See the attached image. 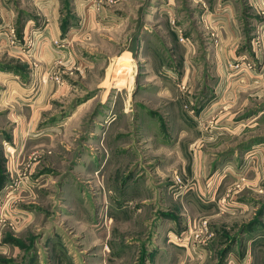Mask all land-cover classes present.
I'll return each instance as SVG.
<instances>
[{"label":"rangeland","instance_id":"obj_1","mask_svg":"<svg viewBox=\"0 0 264 264\" xmlns=\"http://www.w3.org/2000/svg\"><path fill=\"white\" fill-rule=\"evenodd\" d=\"M127 1L125 11H119L131 19H141L146 7L152 16L162 8L170 10L168 0ZM209 1L216 0H174L170 11L180 35L171 46L173 68L168 34L159 48L166 51L160 54L163 80L176 93L178 84L181 101H155L158 110L138 97L143 89L136 84L144 80L138 56L121 55L112 61L109 74L100 73V82L99 75L76 68L80 53L75 43L90 42L89 32L81 33L80 28L73 35L67 30L50 39L40 31L31 33L42 24L32 20L27 23L29 32L20 37L16 24L0 19V264H109L110 249L139 241L150 224L171 220L159 215L161 193L174 191V186L160 176L157 167L168 158L156 153L155 146L192 140L195 153L181 156L188 160L194 155L198 165V215L183 231H172L173 237L188 231V243L213 244L210 264H228L224 258L229 251L248 252L245 264H264V52L248 50L250 43L261 47L264 0H220L238 8L242 45L214 88L211 61L204 56L212 34L205 35L201 20ZM85 2L99 11L100 4L112 1ZM2 9L15 20H23L31 10L19 0H0ZM186 35L198 52L185 58L189 74L195 64L200 66V71H193L197 86L189 93L180 58ZM44 45L55 53L43 73L46 82L39 67ZM24 67L32 77L27 84ZM183 93L200 108L194 111L193 133L185 137L177 133L174 121L184 113ZM149 109L162 114L172 129L146 130L135 126L140 121L124 116L125 111L150 114ZM190 120L185 128L193 123ZM180 172L183 175L175 177L178 184L192 183L187 169ZM141 196L153 197L144 201Z\"/></svg>","mask_w":264,"mask_h":264},{"label":"crops","instance_id":"obj_2","mask_svg":"<svg viewBox=\"0 0 264 264\" xmlns=\"http://www.w3.org/2000/svg\"><path fill=\"white\" fill-rule=\"evenodd\" d=\"M110 1L113 3L110 2L109 4L104 2L103 4H100L99 11H95V9H93V5L95 6V4L87 6L85 0H19L21 4L26 5L27 3L28 8H31L27 15L24 14L23 20H15L14 16L8 13L5 9L0 11V19L3 20V24H16L17 27L15 30L19 32L20 37L21 33L22 35H25L29 32L27 23L32 20L33 22L36 21V23L38 20H41L42 24L39 28L30 30L31 33L35 34L37 31H40L39 34H43L50 39L61 37L67 32V30L69 32L72 31L74 35L75 32H80L79 30L81 28V33L89 32L91 41L75 43V47L80 53V56L76 55L78 64L76 68L80 72L87 68L91 72L90 76L92 74L94 76L99 75L100 77V73L102 75L105 74L106 76L109 74L112 61L114 62L115 59L119 58L121 55H128L129 58L132 56L137 58L138 56V65L144 66V80L141 84H136V88L143 89L138 96L140 102L143 101L148 107L152 109L157 108V110L158 107H156L155 101H168L169 105L175 103L179 105L181 100L179 98L180 88L178 84L176 87L178 92L176 93V91L174 92L172 87L166 84L163 80L161 68L164 65V59L160 58V54L162 53V55H164L163 53H166V51L161 52L159 48L161 42H164V35L168 34V36H170V47H168L169 50L167 53L170 58L169 62L173 68L175 65V53L173 51L174 48L171 46L172 43L178 41L180 35V29L174 22V14H171L172 8L174 7V0L173 2L168 0L170 2L169 8L171 11L167 7L162 8L158 13L155 12L154 16L151 14V16L149 15V10L145 5L146 13L141 19H138L137 17L131 19L129 14H121L122 12L119 10L121 7L123 10L125 9V5L128 2L127 0ZM221 3L220 0H216L215 2L209 1L207 10L203 12L201 19L205 20V28H202V30L205 31V35L212 34V37H209L208 46L204 47V56L207 57L206 60L209 62L211 61L208 70L210 73H213L216 78L214 84H212L213 88L218 84L219 79L226 75L228 62L237 55L239 47L242 45L241 35L236 22L238 8L234 6H226L225 3ZM30 4L32 6H30ZM164 19L166 22H164ZM4 20H6V22H4ZM44 23L46 26H43ZM262 27L263 34L262 42L260 44L261 47L259 49L253 43H250L248 49L250 54L255 53L257 50L258 52L262 50V52H264V25H262ZM189 37L190 36L188 35L184 37V51L182 56H180V58H184L182 62L184 76H188L189 79L186 82L187 93L190 92V89H195L198 83L193 80V71L194 73L200 71L199 64H195L196 66L191 74H189L191 70L187 67V61L185 58L198 53L195 51V44ZM37 40L38 39H36L35 42ZM53 51L54 50L44 45L43 52L40 56V61L42 62L39 67L40 70L42 69L43 71L41 80L44 78V82L48 81L46 80V75L43 73L44 70L48 68L47 66L50 63V60L55 56ZM22 58L25 59V56H22ZM22 58L20 59L21 61H23ZM43 59L45 60L43 61ZM203 68L204 66L201 68L202 72ZM26 71L27 69L24 67L22 75H24ZM40 74L41 73H39V76ZM29 75L27 76L25 74L27 79L26 84L29 83V80H32V77H30V79L28 78ZM99 81L103 82L104 79L100 77ZM187 93H183L187 96V100H185L183 105L185 107L184 113H180L179 118L177 117V119L174 117V121H178L177 133L184 137L189 136V131L193 133L195 129L194 111H200V108H197L196 105L193 106V103L190 100V94ZM151 100L154 102L149 103L152 102ZM146 101L149 104H147ZM152 109H149L152 111L150 114L139 113L137 115L135 112L128 113L125 111L124 116L133 121H140L138 124H135V126L138 127V125H141L143 126L141 128L145 127L144 129L146 130H151V128H156L158 130L160 128L166 133L167 130L169 131L172 129L169 124H164L166 120L165 117L162 116V114L155 113V110ZM152 116H157L160 123L158 124ZM189 119H191L190 121L193 120V123L188 124L187 129L185 128V121H189ZM185 129H187V133L183 131ZM180 131H183L184 133H180ZM158 147L159 145L157 144L155 146V149L157 150L156 153L166 154L165 156H162V158L168 159L161 163L162 165L157 167V169H161L160 176L162 178L166 177V179L170 181L168 182V186H174V191L171 192L170 190L165 189V192L161 193L163 200H161V206L158 208L159 215L164 217L171 216V220L162 225L156 223L150 226V224L148 225L147 231L140 237L141 239L139 241L125 242L123 246L119 244L110 249L108 255L111 259H109L108 263L210 264L214 253L213 244L209 242H207V244H193L190 242L186 245L170 242L166 239L168 236L173 237L172 231H183L187 223V226L189 227L190 221L198 215L196 214L195 207L198 190L197 183L194 182L195 169L198 168V165L194 155L189 156L190 159L188 160H184L181 156V152L187 153L188 155L195 153L194 141H187L186 145L185 143L184 145L172 144L170 147L167 145H161L159 150L157 149ZM167 153L171 155L168 157ZM184 169H187L189 176H191L189 181L191 180L192 183L188 182L189 184L186 183L187 185L185 183L178 184L175 181L176 176L179 178V176L183 175L180 170ZM152 197L153 196H141L140 199L145 201ZM132 199L133 197H129V200ZM164 199L169 200V205L163 202ZM188 206L189 208H187ZM132 236H134V234ZM227 254L228 257L224 259L228 264H242L248 261V259L250 260L248 252L239 255L238 253L234 254V252L229 251Z\"/></svg>","mask_w":264,"mask_h":264},{"label":"built area","instance_id":"obj_3","mask_svg":"<svg viewBox=\"0 0 264 264\" xmlns=\"http://www.w3.org/2000/svg\"><path fill=\"white\" fill-rule=\"evenodd\" d=\"M187 234H188V231H184V232H181V234L178 235L176 238L175 237H170V236L168 238H169L170 242H174V243L175 242H178V243L182 242L183 244H188V236H187Z\"/></svg>","mask_w":264,"mask_h":264}]
</instances>
